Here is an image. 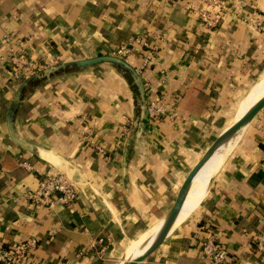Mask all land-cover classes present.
<instances>
[{"label":"crops","instance_id":"obj_1","mask_svg":"<svg viewBox=\"0 0 264 264\" xmlns=\"http://www.w3.org/2000/svg\"><path fill=\"white\" fill-rule=\"evenodd\" d=\"M225 1L222 17L207 26L185 1L0 0V50L11 47L39 68L109 53L137 36L154 44L148 62L143 44L127 60L143 78L148 103L167 109L145 120L127 144L133 93L118 72L98 65L51 79L26 97L15 120L18 133L42 149L38 155L8 135L6 113L18 83L8 54L0 55V242L35 236V255L45 264H110L123 242L119 259L154 233L158 226L150 225L205 147L196 156L191 151L214 134L249 83L222 129L228 125L264 71V0ZM46 166L77 185L71 205L27 197L38 185L35 168ZM260 233L264 108L235 140L199 206L138 264H213L200 249L209 234L226 248L220 264H264V250L254 245Z\"/></svg>","mask_w":264,"mask_h":264},{"label":"water","instance_id":"obj_2","mask_svg":"<svg viewBox=\"0 0 264 264\" xmlns=\"http://www.w3.org/2000/svg\"><path fill=\"white\" fill-rule=\"evenodd\" d=\"M101 64H109L110 67L118 72L129 83L132 89L133 112L131 125L126 139V143L129 144L133 137L142 128L145 120L150 118L147 93L143 78L138 70L126 58L112 53H100L81 58L53 62L34 70L28 76L23 78L15 88L7 108L6 128L9 137L23 148L38 155L42 154V149H40L35 143L23 138L16 130L15 120L22 102L35 88L51 79ZM263 108L264 94L248 107L238 119L231 122L224 129L221 128L222 130L220 129L217 132L214 138L204 148L186 172L167 210L161 215V222L157 229L142 245H140L134 254L127 258H123L120 264H138L140 261L146 259L164 241L172 230L171 226L180 211L194 176L220 146L228 142L238 133L240 134V137Z\"/></svg>","mask_w":264,"mask_h":264},{"label":"built area","instance_id":"obj_3","mask_svg":"<svg viewBox=\"0 0 264 264\" xmlns=\"http://www.w3.org/2000/svg\"><path fill=\"white\" fill-rule=\"evenodd\" d=\"M185 1L186 5L193 11L197 12L200 20L207 26L216 25L222 17L223 10L226 7L225 0H197L199 5H195V0H177ZM157 38L163 39L159 33ZM143 44L146 46L145 54L143 55L144 63L153 59L154 44L146 42L139 36L123 41L113 47L109 53L124 57L136 49V45ZM11 52L0 50V55L4 57L6 54V64L9 66L12 77L19 83L23 78L28 76L34 70L39 68L36 62L27 60L22 54H17L11 47H8ZM148 111L150 117L165 114L167 109L161 101L151 100L148 103ZM98 150H102L99 145H95ZM26 165L25 163H23ZM39 175L38 185L36 189L28 191L27 197L34 203L48 205L49 207L55 204L71 205L77 198L79 191L73 179L64 171L53 167L46 166L44 168H35ZM55 230L52 228L50 233ZM105 237H98L93 240L90 246L95 247L103 243ZM39 245V239L35 236H28L20 240L10 242H0V264H45L40 261L35 250ZM254 245L257 250H264V233L256 235ZM101 245L100 249L103 250ZM201 255L211 259L213 264L224 262L227 251L223 244L217 241L213 234H209L201 243Z\"/></svg>","mask_w":264,"mask_h":264},{"label":"bare ground","instance_id":"obj_4","mask_svg":"<svg viewBox=\"0 0 264 264\" xmlns=\"http://www.w3.org/2000/svg\"><path fill=\"white\" fill-rule=\"evenodd\" d=\"M264 94V71L262 72L260 78L251 87L250 91L245 95L241 102L239 110L234 118L228 123V125L238 119L247 109L250 107L257 99H259ZM227 125V126H228ZM240 134H236L228 142L220 146L208 159V161L200 168L197 174L194 176L190 187L188 189L187 195L183 201L180 211L171 226V229L175 228L183 221H185L194 211L195 208L199 206L202 199L205 197L209 183L212 177L217 173L218 169L224 163L229 151L231 150L235 140ZM161 222V217L156 220L152 226H159ZM151 236V235H150ZM150 236L139 239L142 240L131 246V248L123 254L116 264H120L123 258H127L134 254L140 245H142Z\"/></svg>","mask_w":264,"mask_h":264},{"label":"rangeland","instance_id":"obj_5","mask_svg":"<svg viewBox=\"0 0 264 264\" xmlns=\"http://www.w3.org/2000/svg\"><path fill=\"white\" fill-rule=\"evenodd\" d=\"M262 7H263V9H264V6L262 5ZM102 66H109V64H101L99 67H102ZM110 67V66H109ZM249 85V83H247L246 85H245V87L243 88V90H240L239 92H238V94L236 95V97L233 99V101L230 103V105L228 106V107H226L225 109H224V118H223V122L222 121H219L218 123H217V125H216V127H215V132H214V134H216L221 128H222V126L225 124V122L226 121H228L232 116H233V113H234V110H235V107H236V105H237V103H238V101H239V99L243 96V94H244V92H245V90L247 89V86ZM214 134H212L213 136H214ZM212 136V139L214 138ZM211 139V140H212ZM210 142V138L208 139H206V140H204L202 143H201V145H198V147H196L195 149H194V151L192 150L191 151V153H195V156L196 155H199L200 154V152L203 150V148L204 147H206L207 145H208V143ZM192 160H194V158L192 159ZM150 226H152V225H150ZM140 241H142V240H138V241H135V242H133L132 243V245H134V244H136V243H139ZM125 243L126 242H123L122 243V246H120V252L116 255L115 254V256L113 257L114 259H113V262H116L118 259H119V256L121 255V252H122V249H123V247H124V245H125ZM131 245V246H132ZM131 246H130V248H131ZM129 248V249H130ZM127 252V251H126ZM125 252V253H126ZM125 253H123V254H125ZM123 254H122V256H123ZM121 256V257H122ZM120 257V258H121ZM110 264H115V263H110Z\"/></svg>","mask_w":264,"mask_h":264},{"label":"trees","instance_id":"obj_6","mask_svg":"<svg viewBox=\"0 0 264 264\" xmlns=\"http://www.w3.org/2000/svg\"><path fill=\"white\" fill-rule=\"evenodd\" d=\"M120 43H121V42H120ZM120 43H119V44H120ZM212 136H213V135H212V133H211L210 135H207V138H208V139L210 138V140H211V139H212Z\"/></svg>","mask_w":264,"mask_h":264}]
</instances>
